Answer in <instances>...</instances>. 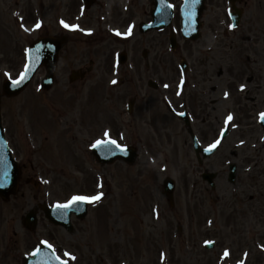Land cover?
Here are the masks:
<instances>
[{"label": "rangeland", "instance_id": "obj_1", "mask_svg": "<svg viewBox=\"0 0 264 264\" xmlns=\"http://www.w3.org/2000/svg\"><path fill=\"white\" fill-rule=\"evenodd\" d=\"M101 1L93 0L84 16L78 10L80 0H0V81L14 79L23 72L27 47L36 37L56 36L63 30L61 20L71 24L76 18L74 24L82 31L84 22L103 14ZM222 1L216 3L222 5ZM243 1L248 5L246 21L232 40L234 51L228 52V58L244 70L261 72L264 80V5L256 7V3ZM110 3L113 20L125 24L127 19L118 17L117 0ZM133 3L130 15H136V20L145 19L141 8L147 9L150 2ZM257 17L261 18L258 23ZM38 22L39 28L35 27ZM247 34L250 42L241 39ZM166 38L165 33L145 36L133 59L145 71V80L152 78L173 92L179 56L171 53ZM94 43L87 47L69 42L61 54V72L79 65L87 68L88 60H96L99 46L104 60L111 55L112 45L108 47L106 40ZM193 47L194 43L184 44L182 54L192 56ZM219 47L215 55L225 58L223 46ZM198 58L207 60L208 55ZM219 67L224 68L223 62L215 70ZM42 76L40 71L21 95L1 100L2 126L13 154L20 157L23 183L7 201L0 199V264H20L22 255L27 250L32 252L44 239L55 250L61 249L57 255L71 264H264V130L257 125V113L264 102H246V107L237 105L224 112L220 106L210 112L203 99L197 107L192 106L199 121L195 134L202 146L227 128L220 146L199 165L183 124L168 113V117H160L162 110L154 91L149 92V105L136 102L129 119L124 106L136 92L129 82L109 93V89L101 90L103 81L93 80L86 109L76 90L63 91L64 83L40 92ZM66 101L76 115L80 109L81 119L61 118L68 113ZM229 114L233 119L226 123ZM79 119L82 130L81 126L71 127ZM143 119L150 121L146 123L150 126L134 123ZM98 120L103 121V127L96 123ZM106 131L110 138L138 150L140 156L131 168L120 162L100 166L91 157L86 149L89 142L82 136L85 133L91 140L104 139ZM34 147L36 152H32ZM231 163L236 165L233 184L228 182L227 173ZM205 171L216 173L213 190L201 180ZM165 176L173 177L176 183L172 204L163 192ZM36 177L47 185L35 188L24 183ZM100 193L103 195L98 201L89 203L84 218L71 219L72 232L48 225L40 214L34 232L20 225L24 214L42 200L63 204L74 195ZM206 241L214 247L206 250ZM225 250L228 257L224 256ZM66 252L75 259L65 256Z\"/></svg>", "mask_w": 264, "mask_h": 264}, {"label": "snow or ice", "instance_id": "obj_2", "mask_svg": "<svg viewBox=\"0 0 264 264\" xmlns=\"http://www.w3.org/2000/svg\"><path fill=\"white\" fill-rule=\"evenodd\" d=\"M188 2H189V0H185V3L186 4ZM191 2L193 4H195V3H198V0H191ZM61 24H63V26L65 28H77V27H79L78 25L68 24L64 20H61ZM35 27L39 28L40 27V23L38 22L35 25ZM231 27H235V25H231ZM88 31H90V30H88ZM131 31H132V29H131V27H129L128 32L127 33H123V35H130L131 34ZM117 34L118 35H121V33H119L118 30H117ZM29 70H30V65L29 64H26L25 65V71L20 74L19 79L13 81V84L14 85H18V84L22 83L27 78V73H28ZM113 83H116V81H113ZM244 87H245L244 85H241V89H243ZM227 95H228V93H225V96H227ZM180 115H183V113H180ZM232 119H233V116L231 114H229L227 116V118H226V123H227V121H231ZM260 119L262 121H264V113H261L260 114ZM104 135L105 136H109V133L106 131L104 133ZM219 143H220V140L217 139L213 144H211L209 146V149L208 150L214 149ZM241 143H243V141H241ZM100 145H104V146L115 145L116 148H121L122 147L120 144L117 143L116 140L111 139V138H109L107 140H103V141L98 140V141H96V144L93 145V146L96 147V146H100ZM123 147L126 148V146H123ZM7 179H8V173L5 171L2 175H0V187H3L6 184ZM102 195H103V193H100V194L94 195V196L74 195L69 201H67L64 204L57 203L56 208L57 209H67V208L71 207L74 203H77V202H96V201H98L100 199V197ZM42 243L45 244V245H47L48 248H53V246L48 241H43ZM206 243H211V242L206 241ZM39 252H40V249L37 248L35 250V252H33L31 254L32 255H35V254H37ZM246 255L247 254H245V256ZM65 256H70L71 259H73V260L75 259L74 256H72L70 253H67V252L65 253ZM224 256L225 257H228L229 256V252L227 250H225ZM56 259L57 260H60V257L57 256ZM61 264H67V261L66 260L65 261H61ZM239 264H244V261H240Z\"/></svg>", "mask_w": 264, "mask_h": 264}, {"label": "water", "instance_id": "obj_3", "mask_svg": "<svg viewBox=\"0 0 264 264\" xmlns=\"http://www.w3.org/2000/svg\"><path fill=\"white\" fill-rule=\"evenodd\" d=\"M52 44L54 45V47L56 48V50H55V52L59 49V47L61 46V44H62V42L61 41H52ZM55 52L54 53H51V52H47V56H45V60L43 59V63L44 64H46V65H48V67H49V69H50V71L52 70V68H53V65H51L53 62H54V59H55ZM103 147H105L104 145H103ZM112 150H113V152L112 151H110V152H112L113 153V155H114V149L113 148H111ZM105 151V150H104ZM93 152H94V156H95V158L100 162V163H107V162H112L114 159H118V160H122V161H124V162H127V163H129V164H132L133 163V161H134V158H135V156H134V153H133V151L131 150V149H129V150H127V151H123V152H119L121 155H116V156H114V157H112V158H110V159H107L106 157H104L103 155H101L100 153H98V152H95V150H93ZM11 169V170H10ZM9 169V171H8V174H10V175H8V181H10L11 182V188H9V189H7V190H5V191H3V190H0V195L2 196V197H6L8 194H10V193H13L14 191H15V187H16V185H17V180H18V175H17V173H18V170H17V168H15V167H13L12 166V168H10ZM233 169H234V167L232 166V171H233ZM233 175L234 174H231V176H230V180L231 181H233ZM211 177L212 176H204V179L205 180H207L210 184L212 183L211 182ZM84 208H85V206H82V207H80L78 210H82V211H80V212H76V215L78 216V217H83L84 216V214H85V210H84ZM53 221L54 222H56V223H59V224H61V225H63L65 228H67L68 230H71V226H70V224H69V219H68V221L66 222V223H62V222H59V221H57V220H54L53 219Z\"/></svg>", "mask_w": 264, "mask_h": 264}, {"label": "flooded vegetation", "instance_id": "obj_4", "mask_svg": "<svg viewBox=\"0 0 264 264\" xmlns=\"http://www.w3.org/2000/svg\"><path fill=\"white\" fill-rule=\"evenodd\" d=\"M215 40H216V39H215ZM225 46H226V45H225ZM228 72L231 73V69H229ZM244 74L253 77L251 71H249V70H247V69L243 70V71L240 73V79H239V82H240L241 85L243 84L242 82H243ZM256 88L259 89L258 86H256Z\"/></svg>", "mask_w": 264, "mask_h": 264}]
</instances>
